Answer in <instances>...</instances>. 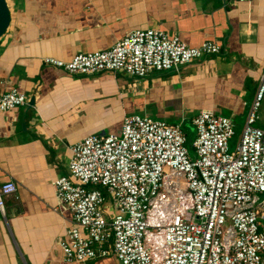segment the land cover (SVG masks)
<instances>
[{
  "label": "crops",
  "instance_id": "crops-1",
  "mask_svg": "<svg viewBox=\"0 0 264 264\" xmlns=\"http://www.w3.org/2000/svg\"><path fill=\"white\" fill-rule=\"evenodd\" d=\"M6 2L11 24L0 39V95L14 90L34 105L0 113V186L11 181L17 189L3 199L5 217L0 212V264H70L59 240L77 224L53 183L68 176L69 148L82 139L118 135L129 116L187 133L185 124L194 128L206 112L244 130L264 70V0ZM142 30L190 48L214 42L223 51L142 80L111 72L73 76L43 63L105 52ZM258 113L264 132V101ZM194 130L187 134L195 137ZM86 264L121 263L110 254Z\"/></svg>",
  "mask_w": 264,
  "mask_h": 264
},
{
  "label": "built area",
  "instance_id": "built-area-1",
  "mask_svg": "<svg viewBox=\"0 0 264 264\" xmlns=\"http://www.w3.org/2000/svg\"><path fill=\"white\" fill-rule=\"evenodd\" d=\"M222 51L214 42L190 48L178 37L142 30L108 51L43 63L73 76L111 72L142 80ZM260 78L235 151L233 121L206 112L192 122V150L181 125L145 116L126 117L118 135L90 136L69 148L68 176L53 183L77 224L59 240L65 261L114 254L121 264H264V132L256 126L264 70ZM27 103L13 90L0 95V113ZM12 194L13 182L0 186L3 217V199Z\"/></svg>",
  "mask_w": 264,
  "mask_h": 264
},
{
  "label": "water",
  "instance_id": "water-1",
  "mask_svg": "<svg viewBox=\"0 0 264 264\" xmlns=\"http://www.w3.org/2000/svg\"><path fill=\"white\" fill-rule=\"evenodd\" d=\"M11 24V15L6 0H0V39ZM28 107H33V100L28 102Z\"/></svg>",
  "mask_w": 264,
  "mask_h": 264
},
{
  "label": "rangeland",
  "instance_id": "rangeland-1",
  "mask_svg": "<svg viewBox=\"0 0 264 264\" xmlns=\"http://www.w3.org/2000/svg\"><path fill=\"white\" fill-rule=\"evenodd\" d=\"M187 114V113H186ZM188 115V114H187ZM188 117H191V115H188ZM185 129H186V127H187V133H188V131H190V132H193V130H194V128H192L190 125H187V123L185 124ZM258 127V126H257ZM241 131L242 130H238V131H236L235 132V137L233 138V141L230 143V148H231V150L232 151H235L236 150V145H237V143H238V140H239V137H240V134H241ZM192 134V133H191ZM189 135V137H188V140H187V144H186V148L188 149V150H192V143H193V141H194V139H195V137H194V135L192 134V135ZM109 199L110 198H107V201H109ZM104 210H103V213L104 214H107V212H106V208H103Z\"/></svg>",
  "mask_w": 264,
  "mask_h": 264
},
{
  "label": "trees",
  "instance_id": "trees-1",
  "mask_svg": "<svg viewBox=\"0 0 264 264\" xmlns=\"http://www.w3.org/2000/svg\"><path fill=\"white\" fill-rule=\"evenodd\" d=\"M185 134H186V136H187V140H188L189 135H188L187 133H185Z\"/></svg>",
  "mask_w": 264,
  "mask_h": 264
}]
</instances>
